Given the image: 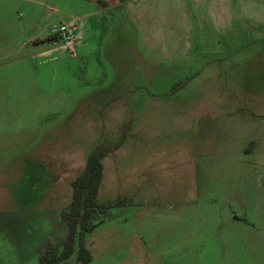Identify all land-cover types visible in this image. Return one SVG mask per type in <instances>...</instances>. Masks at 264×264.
Wrapping results in <instances>:
<instances>
[{
  "label": "rangeland",
  "instance_id": "obj_1",
  "mask_svg": "<svg viewBox=\"0 0 264 264\" xmlns=\"http://www.w3.org/2000/svg\"><path fill=\"white\" fill-rule=\"evenodd\" d=\"M37 1L0 0V264L62 249L71 181L117 143L85 264H264V28L212 72L151 58L109 13L72 54L50 28L84 10Z\"/></svg>",
  "mask_w": 264,
  "mask_h": 264
},
{
  "label": "crops",
  "instance_id": "obj_2",
  "mask_svg": "<svg viewBox=\"0 0 264 264\" xmlns=\"http://www.w3.org/2000/svg\"><path fill=\"white\" fill-rule=\"evenodd\" d=\"M36 3L49 12L55 9L46 0ZM70 3L84 10L83 19L69 20L80 23L79 42L93 40L97 24L106 21L103 15L109 13L111 21L122 18L128 22L135 39L151 58L165 62L190 57L206 59L205 66H211L212 72L219 71V62L235 58L236 50L241 49L249 33L262 36L264 28V3L258 7L261 3L258 0H70ZM235 4H240L239 12L246 15L234 19ZM230 90L234 88L231 86ZM253 142L258 144L256 140ZM244 152L246 157L253 154L247 149Z\"/></svg>",
  "mask_w": 264,
  "mask_h": 264
},
{
  "label": "trees",
  "instance_id": "obj_3",
  "mask_svg": "<svg viewBox=\"0 0 264 264\" xmlns=\"http://www.w3.org/2000/svg\"><path fill=\"white\" fill-rule=\"evenodd\" d=\"M118 144L113 147L97 145L88 155L84 168L70 183L72 198L62 213V219L67 224V237L62 249L58 251L47 246L39 256L38 264H64L70 261L85 264L92 260L84 246V236L95 227L92 223L95 215L103 216L107 207L115 206L112 202L99 203L98 193L103 176L102 160Z\"/></svg>",
  "mask_w": 264,
  "mask_h": 264
},
{
  "label": "built area",
  "instance_id": "obj_4",
  "mask_svg": "<svg viewBox=\"0 0 264 264\" xmlns=\"http://www.w3.org/2000/svg\"><path fill=\"white\" fill-rule=\"evenodd\" d=\"M80 23L72 20L68 22H60L50 28V38L53 41H60L64 49L74 54V48L79 43Z\"/></svg>",
  "mask_w": 264,
  "mask_h": 264
}]
</instances>
